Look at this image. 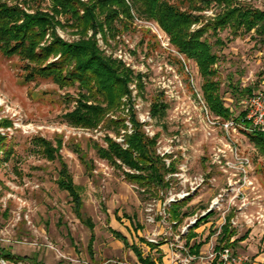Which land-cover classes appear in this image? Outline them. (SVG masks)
<instances>
[{
    "label": "rangeland",
    "instance_id": "obj_1",
    "mask_svg": "<svg viewBox=\"0 0 264 264\" xmlns=\"http://www.w3.org/2000/svg\"><path fill=\"white\" fill-rule=\"evenodd\" d=\"M237 1L264 11V0ZM214 6L195 13L204 19L192 30L217 16L220 9ZM41 7L47 8L48 4ZM140 20L155 24L164 38L160 40L146 24H137L135 20L116 41L108 43L102 31L96 34L103 55L112 56L133 73L129 94L107 118H127V126L131 124L128 110L133 107L146 136H158L157 155H168L174 162L172 166L180 174L185 173L186 178L203 176L206 183L189 199L179 201L172 209L165 208L167 200H177V196L192 192L185 179L176 178L172 189L159 190L156 196L128 182L121 170L100 158L94 146L106 148V137L117 142L116 129L101 124L89 130L65 122V114L76 106L66 97H76L77 88L60 89L51 79L27 82L25 62L0 52V124H12L0 126V134L8 138L7 149L12 152L7 159L0 151V264H16L4 261L2 250L28 257L19 264H141L132 248L119 240L113 230L122 233L144 257L157 262L162 263L164 258L165 264H210L224 217L238 222L233 227V238L243 239L233 251L249 256L252 263L264 260V220L260 217H264V152L243 129L237 133L226 131L224 118L216 116L206 101L198 64L178 52L156 21ZM58 35L66 42L79 40L69 30L58 29ZM208 37L214 44L216 38ZM219 38L224 45H214L213 51L219 56L214 81L220 83L225 107L236 117L243 112L241 104L249 96L242 97L241 90L264 89L263 39L254 31L234 38L230 30L221 32ZM46 40H50L49 35ZM154 104L166 106L165 115L153 118ZM38 137L54 147L62 142L60 155L81 192L85 215L95 224L92 253L88 249L90 230L76 218L69 194L58 186L60 163L51 162L38 152L34 144ZM226 143L235 145L239 155L250 160L256 189L231 202L233 195H226L224 209H213L199 220L207 214L212 201L227 189L228 174L213 163L218 149ZM174 211L179 212L178 220L182 221L177 225ZM193 220H199L198 225L190 230L188 238L183 237L182 229ZM146 242L165 246L167 251L157 252ZM199 243H203L199 253H189ZM173 252L178 255L176 259Z\"/></svg>",
    "mask_w": 264,
    "mask_h": 264
},
{
    "label": "trees",
    "instance_id": "obj_2",
    "mask_svg": "<svg viewBox=\"0 0 264 264\" xmlns=\"http://www.w3.org/2000/svg\"><path fill=\"white\" fill-rule=\"evenodd\" d=\"M44 3L48 4L47 8L41 7ZM213 5L220 9L217 16L199 29L192 30L194 25L204 19L202 15L195 13H202ZM136 18L156 21L170 36L171 43L178 52L198 64L204 79L206 101L216 116L249 126L246 112L235 117L225 107L219 92L220 83L214 81L217 75L214 66L218 63L219 56L213 49L214 45H224L219 38L221 32L230 30V35L237 38L254 31L263 39L261 41L264 44V11L253 9L237 0H131V3L127 0H0V52L7 58L19 57L25 62L27 82L38 78L51 79L60 89L77 88L76 97H66L69 103L75 102L76 106L65 114V122L89 130L96 129L101 124L116 129L117 137L122 136L124 139L123 144L106 137V148L94 145L98 155L121 170L128 182L145 189L151 196H156L159 190L168 188L165 177L169 172L175 171V167L166 168L162 158L156 153L158 136H146L133 107L128 110L131 133L127 131V118H107L109 112L121 107L122 98L129 94L133 73L121 62L112 59V56L105 57L95 38L102 31L108 43L116 41L117 36L129 29ZM58 29L71 31L79 40L64 41L58 35ZM48 35L50 40H46ZM209 35L216 38L214 44L210 42ZM234 89L237 91L238 87ZM255 89L258 88L242 89V97L251 95ZM165 109L166 106L154 104L152 117H162ZM11 125L8 121L0 124L1 127ZM248 137L264 152V133H249ZM7 144L8 138L0 134V151L9 159L12 152L7 149ZM34 144L44 158L51 162L59 161L61 168L58 186L69 194L76 218L90 230L88 249L92 253L95 224L85 215L81 192L60 155L62 142L59 141L58 146L54 147L51 142L38 137ZM173 213V218L181 223L178 211ZM229 220L230 218L219 234V247L233 248L243 241L236 239L230 242L235 232L230 227ZM113 233L132 248L141 264H155L152 258L144 257L136 247L130 246L122 233L115 230ZM146 243L151 249L159 246ZM202 246L203 243L194 245L190 248V253L198 254ZM1 256L4 261L16 264L28 259L5 250H2ZM211 264L220 263L216 259Z\"/></svg>",
    "mask_w": 264,
    "mask_h": 264
},
{
    "label": "built area",
    "instance_id": "obj_3",
    "mask_svg": "<svg viewBox=\"0 0 264 264\" xmlns=\"http://www.w3.org/2000/svg\"><path fill=\"white\" fill-rule=\"evenodd\" d=\"M127 1L129 2V0ZM135 21L137 24H143V25L146 24V26H148L151 29V31L160 40L164 38V35L161 33L160 29L155 24L149 23L147 21L144 22L138 18H136ZM111 54L113 55V53ZM115 54H117L116 51H115ZM241 105L243 107L242 108L243 112H246V120L249 122V126L247 127L245 123L238 124V122L234 120L224 121L223 126L225 127L226 131L228 133H230L231 131L233 133H237L238 131L243 129L247 136L249 133H254V132L264 133V89H259L253 92L251 95L248 96L246 100L242 102ZM204 111L207 112L206 107L204 108ZM127 127H128L127 131L131 133L132 125L128 123ZM125 132L126 131H123V133ZM123 141L124 139L122 136L119 137L117 140V142H119L120 144H123ZM218 152L219 153L217 154V156H215V158L213 159V163L215 165H218L225 174H228V176L226 177L227 189H224L223 193L219 194L212 201L211 207L208 210L207 214H204L199 220H202L203 218L208 216L210 213H212L213 209H219V210L224 209L225 205L223 203L225 201L224 198L226 195L227 196L233 195L231 199L229 200V202H231L233 198L235 199L239 195H244L246 191H249V190L253 191L256 189L255 182L252 179L253 177L251 176V172L249 170L250 160L240 156L238 152V148L235 145L226 143L223 149L221 148L218 149ZM170 159L171 158L168 155L167 156L164 155L162 157V160L166 168L168 169L173 168L172 165L174 164L173 160L172 159L170 160ZM187 161L188 160H186V163ZM186 166L187 164H185V168ZM181 170L183 171V169ZM233 170H236V171L234 172ZM176 178L181 179V180L185 179V181H187L186 183H189L191 187L190 189L192 192H188L186 195L181 196V197L177 196L178 197L177 200H174V199L167 200L164 203L165 208L167 206H170V209H172L174 205L189 199L192 193H194L196 189H198L199 187H201L202 185L206 183V179L203 176L194 177V178H186V174L185 173L180 174L178 172V168H176L175 171L169 172L167 176L165 177L166 182H168L169 184L168 188L165 189V191L172 189L173 187L172 181L175 180ZM179 199H182V200H179ZM229 208L230 206L228 207V209ZM260 217L261 219L264 220L263 216H260ZM224 218H225V222L224 224H222L221 228L219 229V233L216 232L218 234V237H219L222 227L228 221L227 219L228 217L227 218L224 217ZM247 218L248 217L245 216V219ZM199 220H193L190 222L189 225L184 227L181 232L182 236L188 238L190 236V230L194 229V227L198 225ZM177 224H179L178 221H175L174 225H177ZM229 224H230V227L233 229V227H237L238 222L234 220H230ZM150 243H153V242H150ZM172 256L174 259L178 257L176 252H173ZM216 259L219 261L220 264H252V261L249 256L245 254L235 253L233 249L230 247H223V246L219 247V241H218V245L213 249V252L211 253L210 264ZM263 264H264V260H263Z\"/></svg>",
    "mask_w": 264,
    "mask_h": 264
},
{
    "label": "crops",
    "instance_id": "obj_4",
    "mask_svg": "<svg viewBox=\"0 0 264 264\" xmlns=\"http://www.w3.org/2000/svg\"><path fill=\"white\" fill-rule=\"evenodd\" d=\"M178 213H179V212H178ZM235 240H236V239L232 238L230 242H233V241H235ZM154 250L157 251V252H161V251H162V252L166 253L167 248H165V246H160V247H158V248H155ZM153 261L155 262V264H165V263H164V261H165L164 258H163L162 263H161V262H157L155 259H153ZM260 262L263 263V261L256 259V260H255V263H252V264H259Z\"/></svg>",
    "mask_w": 264,
    "mask_h": 264
}]
</instances>
